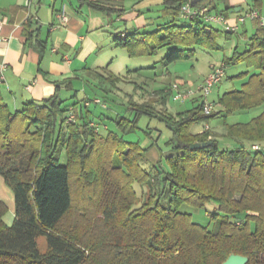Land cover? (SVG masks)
Instances as JSON below:
<instances>
[{
    "label": "trees",
    "instance_id": "1",
    "mask_svg": "<svg viewBox=\"0 0 264 264\" xmlns=\"http://www.w3.org/2000/svg\"><path fill=\"white\" fill-rule=\"evenodd\" d=\"M170 1L176 3V15L190 0ZM89 2L106 8L99 0ZM188 20L177 24L173 19L155 33L119 35L115 43L131 55H153L170 46L159 60L167 68L198 46L218 49V36L229 39L236 32L199 18ZM238 61L249 67L238 75L251 73L240 89L210 101L209 114L202 105L210 93L204 97L191 88L194 94L175 99L172 84L155 86L160 75L145 70L156 64L128 70L136 73L130 77L113 73L108 65L95 68L89 72L97 81H92L94 95L70 105L55 93L12 109L0 93V175L14 198L10 224L4 221L7 205L0 198V264H222L232 253L247 256L246 264H264V109L246 122L224 123V134L237 140L232 148H221L209 125L213 117L264 103V39L252 37L220 64ZM122 82L131 89L118 95ZM108 99L123 106L109 118L114 129L103 121L106 115L96 112L99 104L107 107ZM169 99H190L192 106L172 112ZM142 115L158 119L171 132L164 167L142 166L146 148L123 137L139 129ZM198 123L203 129L194 131ZM207 141L205 147H190ZM75 178L80 204H74ZM135 183L143 194L136 207ZM184 203L194 208L214 204L206 210L213 228L180 211ZM40 236L43 250L37 244Z\"/></svg>",
    "mask_w": 264,
    "mask_h": 264
},
{
    "label": "crops",
    "instance_id": "2",
    "mask_svg": "<svg viewBox=\"0 0 264 264\" xmlns=\"http://www.w3.org/2000/svg\"><path fill=\"white\" fill-rule=\"evenodd\" d=\"M89 1L0 0V93L11 108L21 107L28 101H41L55 93L60 98L67 96L61 98L63 100L72 98L67 102L69 105L85 96L92 97L82 85L84 76L89 77L90 71L108 65L110 71L121 74L119 69L113 71L110 68L118 57L125 59L126 56L118 53L115 59L112 51L124 49L129 59L157 53L131 55L125 47L116 45L117 36L155 33L164 23L176 18L181 20L177 24L189 23L188 19L173 14L176 3L170 0H154L161 3L163 16L167 18L159 23L141 13L137 4L144 0H99L106 6L104 9L91 5ZM190 1L210 12L222 11L228 22L237 26L234 34L244 39L245 46L252 37L264 39V26L258 20L238 21V17L250 8L257 9L264 16V0ZM62 11L66 15L65 21L58 16ZM150 25L156 27L140 29ZM211 25L222 30L217 23ZM108 51L111 57H108ZM250 73L251 70L245 74ZM216 106L220 109L219 105ZM165 153L167 155L169 151ZM10 192L0 175V198L14 211V198Z\"/></svg>",
    "mask_w": 264,
    "mask_h": 264
},
{
    "label": "rangeland",
    "instance_id": "3",
    "mask_svg": "<svg viewBox=\"0 0 264 264\" xmlns=\"http://www.w3.org/2000/svg\"><path fill=\"white\" fill-rule=\"evenodd\" d=\"M141 1V0H140ZM138 8L141 9V13L146 18H153L154 23H159L166 21V17L163 16L162 11V5L159 1L154 0H144L141 1V3L137 4ZM131 9V8H130ZM104 14V13H102ZM104 16H108L104 14ZM176 23H180L181 20L176 18L174 19ZM215 24V23H213ZM156 26H143L140 29H151L155 28ZM110 41H112V37H108ZM217 43L220 45V47L217 49H211L206 48L203 46H198L193 50V53L190 54L188 57L180 58L172 63L168 64L167 68H164L159 61L165 54H167L168 50L171 48L170 46L162 47L160 48L157 53L153 56H142L137 57L135 59H129L124 51V49H116L112 51L113 57L116 59V54L122 53L125 54V59H121L118 56L117 61L111 66V70L113 71H119L121 74L126 75L127 77H130L131 75H135V72H129L128 69H136V68H146L149 66H153V64H156V67L146 69L145 71H154L156 70V73L159 74V81H164L166 84H173L175 81H181L184 83L186 88H192L196 89L197 86L203 81L204 76L208 73V69L210 64L217 63L220 64L222 62L223 58H228L232 55L234 49L237 47L238 51H242L245 48V41L242 38H239V36H236V34H233L231 38L227 39L224 37L223 33L221 36L216 38ZM107 51V49H105ZM108 57H111L109 51L107 52ZM115 55V56H114ZM128 58V59H127ZM157 62V63H154ZM247 69L245 66L244 61H238L230 65L224 66V76L217 84L214 85L212 88L210 94L207 96V99L209 101H215L217 99L218 94H220L223 91L231 90V89H240L242 86V83L247 79V74L237 75L240 72H243ZM167 70H169L167 72ZM128 71L129 74L126 72ZM130 75V76H129ZM83 84H81L91 93V96L94 95V86L93 82L95 83L96 79H94L92 76L88 77L87 75L84 76ZM129 79V78H128ZM94 80V81H93ZM93 81V82H92ZM97 82V81H96ZM162 84L161 82L157 83L155 86H158ZM121 87V92H119L118 95L123 94L124 91H129L131 89L130 84L122 82L121 85H118ZM80 95V94H79ZM117 95V97H118ZM199 96L200 95H196ZM67 96L62 95L61 98H65ZM120 97V96H119ZM72 100V98H66L64 99V102H69ZM120 101V100H119ZM121 103V102H119ZM168 108L172 112L181 111L187 108H190L192 106L191 100L186 99L184 101L180 100H173L169 99L167 102ZM122 110L123 106H119L115 103L113 100L107 101V107H104L103 105L99 104L96 107V112L101 113L99 116L106 115L108 119H104L103 121L105 124L110 128L114 129L115 127L112 125L113 123L109 118H113L115 115L114 110L115 109ZM215 109H217V106H214ZM14 109V107L12 108ZM264 109V103L253 107L248 110H240V111H234L230 114H222L221 116L213 117L209 125L213 130H215L218 134V143L221 148H232L234 147V144L237 143V140L232 139L231 137L226 136L224 133V123H234V122H246L250 120L253 116L257 115ZM95 112V113H96ZM112 123V124H111ZM137 125L139 126V129L135 130L131 133H125L123 134L124 139L126 140H132L137 141L139 144L146 148L144 151V159L141 161V165L144 167H150L151 164H159L164 167L165 165V151L168 149V146L166 145V141L170 138L171 132L170 130L158 119L156 118H149L146 115H142L139 117L137 121ZM203 127V123L194 124L192 126L193 130H198ZM144 131H151L152 136H148ZM246 145H249L247 142H245ZM60 162H65V153L62 150L60 153ZM73 188L75 189V199L74 204H80V190L76 186L77 184V178H75V181L73 183ZM135 189L138 193V200L134 204V206H139L141 204V201L143 199V194L141 192V187L135 183L134 184ZM11 196H12V192ZM167 196L164 194L162 196V203H166ZM214 208V204L207 203L201 208H194L186 203L180 205L179 210L182 212H188L191 213L192 220L202 224L209 226V229L213 228V223H208L209 218L206 215V210L211 211ZM14 213L13 210L7 208V211L4 215V221L7 224H10L13 220ZM38 248L40 250H43L45 248V238L43 236L38 237L37 239Z\"/></svg>",
    "mask_w": 264,
    "mask_h": 264
},
{
    "label": "built area",
    "instance_id": "4",
    "mask_svg": "<svg viewBox=\"0 0 264 264\" xmlns=\"http://www.w3.org/2000/svg\"><path fill=\"white\" fill-rule=\"evenodd\" d=\"M178 13L179 16L185 19L199 18L205 22L217 23L227 31L235 32L237 29V26L235 24H230L223 14L217 12H210L206 7L194 6L191 1H186L182 3L179 7ZM58 16L62 21L66 20V15L63 11L59 12ZM247 18L250 20H258L260 25L264 26V16H261L257 9H248L244 14L238 17V21L244 22ZM223 76L224 65L217 63L211 64L209 66V71L205 79L201 84L197 86L196 90L201 92L202 96L206 97L211 92L214 85L217 84L223 78ZM172 87L175 90V99H185L187 98V96L194 94V91L192 89H179L177 83H173ZM95 101L99 102V99H95ZM202 111L205 114L211 113L213 111V104L205 99L202 105ZM72 119L73 115L69 114L68 120ZM206 127L207 125L204 126V128ZM252 148L258 149L259 145L252 144Z\"/></svg>",
    "mask_w": 264,
    "mask_h": 264
},
{
    "label": "water",
    "instance_id": "5",
    "mask_svg": "<svg viewBox=\"0 0 264 264\" xmlns=\"http://www.w3.org/2000/svg\"><path fill=\"white\" fill-rule=\"evenodd\" d=\"M210 141L207 142H194L190 145L192 149L198 148V147H205L207 144H209ZM248 261V257L242 254L238 253H232L230 254L222 264H246Z\"/></svg>",
    "mask_w": 264,
    "mask_h": 264
}]
</instances>
